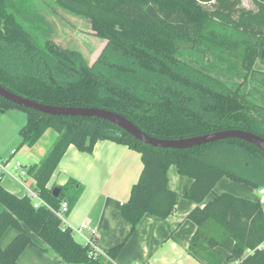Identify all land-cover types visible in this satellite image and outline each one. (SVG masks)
<instances>
[{
  "label": "trees",
  "instance_id": "16d2710c",
  "mask_svg": "<svg viewBox=\"0 0 264 264\" xmlns=\"http://www.w3.org/2000/svg\"><path fill=\"white\" fill-rule=\"evenodd\" d=\"M88 22L105 45L92 64L77 50L53 40V26L27 0H0V85L31 100L111 110L147 134L180 138L243 129L264 138V0H52ZM247 85L252 87L247 90ZM22 110L21 145L32 147L48 129L57 136L38 163L28 167L44 201L34 207L25 194L6 190L0 179V264H19L32 234L65 263L115 264L124 241L90 255L56 214H69L83 186L69 178L53 195L50 178L69 145L91 152L110 139L137 150L142 169L120 214L133 232L144 214L166 218L178 194L169 188L174 165L191 184L184 197L195 203L169 238L186 246L201 264H264V213L258 200L229 192L206 197L224 177L256 189L264 185V152L237 138L187 149L144 144L117 125L98 118L47 115L0 96V111ZM19 146V147H20ZM13 155L11 153L10 157ZM204 203L202 206L201 204Z\"/></svg>",
  "mask_w": 264,
  "mask_h": 264
},
{
  "label": "crops",
  "instance_id": "0c3cea01",
  "mask_svg": "<svg viewBox=\"0 0 264 264\" xmlns=\"http://www.w3.org/2000/svg\"><path fill=\"white\" fill-rule=\"evenodd\" d=\"M11 110L16 109L6 110L4 115L6 116L7 111L11 112ZM1 128L9 132V129L13 128V122L8 121ZM11 142L12 140L8 141V146ZM8 146L6 144L4 150ZM24 146L26 145L15 149L13 154L19 152ZM35 146H27L32 152H29L30 155L36 158L30 164L23 165L26 169L40 160V153ZM9 161L10 156L3 162ZM141 169V154L137 150L110 139H102L95 143L91 152L80 151L73 145H69L53 172L49 185H63L69 178H74L81 183L83 191L72 210L65 216V223L73 228L82 221H86L91 227L96 228L97 247L103 252L124 241L121 251L113 260L115 264H133L135 261H139L140 264H201L186 253L185 245L169 238L177 223L195 206L194 202L184 197L191 179L180 175L174 165L168 168L167 178L169 188L178 194L175 212L166 218H158L146 213L133 232L128 234L130 225L121 216L120 208L121 204L128 199L131 186L138 179ZM0 179L6 190L17 195L24 194V182L20 179L9 174L7 178ZM222 180L224 179L222 178L219 182ZM219 182L208 194L204 203L227 188L237 189L240 192L236 194L238 196L251 200L257 199L248 189L225 181L221 184V189H217ZM25 184L34 187V181L30 175L25 178ZM15 233L16 229H13L11 237ZM86 233L89 234V231ZM3 237L4 235L0 239L2 246L8 241L3 242ZM32 238L34 244L28 245L23 250L18 257L19 264H67L51 249L41 250V247L45 246L41 238L34 234Z\"/></svg>",
  "mask_w": 264,
  "mask_h": 264
},
{
  "label": "rangeland",
  "instance_id": "374dc122",
  "mask_svg": "<svg viewBox=\"0 0 264 264\" xmlns=\"http://www.w3.org/2000/svg\"><path fill=\"white\" fill-rule=\"evenodd\" d=\"M27 3L28 6L32 7L36 13L45 17V20H47V22H49L53 26V29L56 30L60 29L63 36H60V32L59 33L57 32V34L53 35V38H55V40H57L58 42L62 41L73 49L79 48L78 42H76L74 39L80 40L83 47L82 50L84 51L81 54L82 55L86 54L87 56L86 58L89 64H92L95 61V59L98 57V55L100 54V52L102 51L105 45V40L98 38L97 36H94L90 28V25L88 24L87 21H85L83 18L77 15L68 12L61 6L57 5L52 0H27ZM242 3L247 8L253 7L251 0H242ZM71 35H73V38ZM254 68L256 70L264 72V63L257 60L254 65ZM251 89L252 87L250 85H247V90H251ZM15 109L16 110H11V112L7 111L8 114L6 116L4 115V113H6L5 111L3 112L0 111V162L1 163H3V161L8 159L10 154L13 153V151H15V149H17L21 145L22 139L19 133V129L25 124L26 116L22 110H18L17 108ZM8 121L13 122V128L12 129L10 128L9 132H5L2 130L1 126L5 125L6 122L8 123ZM56 136L57 133L53 129L48 128L42 134L39 140L34 144L36 145L35 149H37V151L40 153V159L51 148ZM5 137H7V139H5ZM11 140L12 142L8 146V141L10 142ZM6 144L8 147L7 149L4 150V146H6ZM29 152H31V150H28V147L24 146L23 148L20 149L19 152L13 154L12 157H10V161L7 163L9 164L7 168L9 173H11L12 175L21 176L20 170L15 168V165L16 162L18 161L21 162L22 165L30 164L32 160L36 158V156L32 157ZM7 177H8L7 174L0 176V178H4V179ZM223 179L224 180L219 182V186H217L218 187L217 189H221V184L223 183V181H225L232 185H236L237 187H243L245 189H248L254 197L258 196L257 189L253 186L244 183L235 182L227 177H224ZM224 192H229V193L232 192V194L234 195L240 193L237 189H233V188L224 189ZM13 229L14 227L12 226H9L6 229L4 237L2 239L3 242H6V240L8 241L11 240L12 238L11 234L13 232ZM73 237L76 241L80 242L81 239L78 233L74 232ZM137 263L140 264L139 261H135L133 264H137ZM67 264H78V263H67Z\"/></svg>",
  "mask_w": 264,
  "mask_h": 264
},
{
  "label": "water",
  "instance_id": "95a60500",
  "mask_svg": "<svg viewBox=\"0 0 264 264\" xmlns=\"http://www.w3.org/2000/svg\"><path fill=\"white\" fill-rule=\"evenodd\" d=\"M60 32V36H63L60 29H54V35ZM73 38V35H71ZM95 36V35H94ZM65 38V37H64ZM78 38V37H76ZM99 38V37H98ZM54 42L65 49L77 50L80 53H83L82 44L80 40L74 39L78 42L79 48L73 49L70 46L66 45L64 42H58L53 38ZM84 55V54H83ZM87 60L86 54L84 55ZM0 96L4 99L11 101L12 103L23 106L25 108L33 109L43 114L47 115H62V116H82V117H98L104 120H107L129 135L137 139L138 141L151 145L153 147L167 148V149H187L193 146L202 145L205 143L213 142L225 138H237L249 142L260 150L264 152V138L252 133L248 130L243 129H224L219 131H214L210 133H204L200 135L180 137V138H158L151 136L141 130L137 125H135L131 120L127 119L123 115L113 112L108 109L90 107V106H69V105H51L41 102L31 100L29 98L18 95L7 88L0 85ZM60 187L57 185L53 188V195L56 197L59 194Z\"/></svg>",
  "mask_w": 264,
  "mask_h": 264
},
{
  "label": "built area",
  "instance_id": "2783aa9c",
  "mask_svg": "<svg viewBox=\"0 0 264 264\" xmlns=\"http://www.w3.org/2000/svg\"><path fill=\"white\" fill-rule=\"evenodd\" d=\"M7 163L0 162V176L4 174H9V171L7 170ZM15 168L20 170V175L23 176H15L17 179H20L22 182H24V194L28 196L34 207H38L42 204H45L44 201L40 198L38 193L35 191L34 188L30 187L29 185L25 184V178L28 176L27 169L21 164V162H16ZM258 196L257 200L261 206V209L264 213V185L260 186L257 188ZM67 202L65 200L60 202V206L57 210H55L56 214L62 219V221L65 223V213L67 210ZM72 234L78 233L80 236V242L85 245L86 247L89 248L90 255L96 256L98 254L106 256L105 252L101 251L97 247V242H96V235H97V229L94 227H91L90 224H88L86 221H82L78 226H75L71 228ZM89 231V234L86 232Z\"/></svg>",
  "mask_w": 264,
  "mask_h": 264
}]
</instances>
